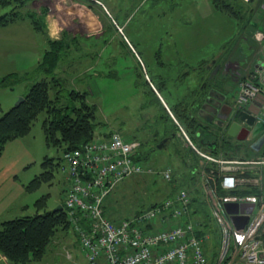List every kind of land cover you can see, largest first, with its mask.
<instances>
[{
	"label": "rangeland",
	"instance_id": "1",
	"mask_svg": "<svg viewBox=\"0 0 264 264\" xmlns=\"http://www.w3.org/2000/svg\"><path fill=\"white\" fill-rule=\"evenodd\" d=\"M56 1L57 0H30L23 8L20 9L19 7L18 10H21L23 13L30 10L36 11L38 13L37 16L43 18L45 26L44 32H46V18L49 12V8L47 7L48 4L56 3ZM70 1L72 2V0H68V2ZM90 1L91 4L85 1L87 7L101 9V13L105 15L104 22L102 21L100 24L102 31L99 30V32L101 31L103 33L95 36L89 30L84 31L77 28V30L75 29V32L73 31L72 33L73 28L71 27L67 37L71 45L69 46L66 58L62 62L63 64H60L64 66L58 67L57 73L65 76L69 80L68 83L73 87L76 84V81L72 78L75 74L80 75L79 77H94V89L96 94L90 98V101L97 105V116L98 120H100V125L97 126L96 129L98 135L104 132L110 133L112 131H119L123 136L127 134V136L131 138L142 139L144 136L151 137L154 129H157L158 126L163 124L162 120H164V118L160 119L157 113L161 111L164 113V109L159 106L156 95L150 90L149 84L146 82L144 83V77L142 79V75L137 76V74H135L134 79L129 74L125 76V68H122V65L129 58L123 61L124 58L120 57V55L117 60L115 58L117 63H114V44H118L119 47H121V53L125 54L126 51H129L128 47L132 48L126 38L127 34H131L132 41L138 48L137 51L141 55L144 54L145 58H147L145 54L149 45H151V48L153 46L158 47L161 41H171L170 36L176 28L184 24L187 25L188 20L198 23L201 19L191 13H189L188 16L185 15L184 10H186L187 6L188 8L190 7L188 0ZM197 1L200 3L198 4L199 6L203 5L201 4L203 0ZM254 1L258 5L260 0ZM12 6L13 4L11 3L8 5H2L0 3V15L10 12ZM261 12H264V9H262ZM63 19L64 25L66 26L68 24H74L72 15H66ZM126 19L125 25L119 27L118 22H122ZM223 25L221 21L208 22V25L206 24V26L201 27L200 30L208 29L214 33V38H218L221 32L227 30L223 28ZM165 29L168 30L167 33H165ZM73 38H76V41H73ZM70 39H72V41ZM123 39L128 42L130 46L126 45L127 43L125 44L126 46H121ZM43 40V31H38L31 27L27 18L17 23L15 22V24L9 23L8 25L0 26V46L6 49L4 53H0V78L8 73H20L21 75L26 73V71L33 72L32 69L37 65L39 49L44 45ZM102 41L108 42L105 46H108L109 50L104 48L102 51L100 49V42ZM231 41L233 42V40ZM109 45L112 50H110ZM131 51L133 52L134 50L131 49ZM137 58H139V56L136 54V59ZM103 62H105V64ZM131 62L132 61H130V63ZM139 62L143 66L140 59ZM161 62L162 61L157 60L155 63V67L158 68V71L166 75L171 74L173 75L172 77L180 75V69L177 67L178 64L170 61L168 65L163 66ZM141 65L136 62L135 71L138 69L140 70L142 67ZM84 68H88L89 72H87V75H82V70ZM92 68L94 69L90 70ZM129 68H131L130 65ZM45 74L46 73L43 71L39 76L34 77L33 73H29L22 80L18 81L13 90L5 87L0 88V102H3V100L9 102L10 98L14 97L16 91L20 90H24L25 97L29 86L35 80L42 78ZM198 75H200L199 72ZM139 84L141 88L144 87L143 90H145L141 96H138L139 92L137 87ZM232 88H234V90L231 91V95L235 94V92L237 93L239 85L234 84ZM17 100L12 106H15ZM149 101L151 106L148 109L146 105ZM4 106L7 110L10 108V105H5V103ZM157 110L158 112H156ZM148 112L152 114L150 118L147 115ZM175 113H177V111ZM43 117L44 115L40 114L34 121L30 132L16 142L18 143L19 150H23L21 152L23 155L21 162L24 164L27 163L24 167H22L24 165H21L22 163L18 166L20 171L19 178L25 185H31V181L44 171L43 161L46 156L53 157L56 169H54L52 178H48V180L41 179L40 183L33 182L32 187L28 189L25 187V192H21L18 195V201L29 205V209L23 213L25 215L34 214L39 211L36 205L38 200L46 203V206L40 210L41 212L55 210L54 208L57 205L63 203L64 186L66 183L65 174L60 168V150L57 147L48 146L42 125ZM179 121L183 128L190 133L186 125L188 123H186L185 120L184 122L182 118H179ZM131 135H133V137ZM178 138L181 140L180 142L186 150L189 151L190 148L188 144H186V146L184 145L182 140L183 137L181 138L178 136ZM153 144V142H149L148 146L142 147H148L147 149L149 150ZM173 145L172 143V146ZM162 149L154 148V151H152L146 159H143V164L145 165L143 173L124 178L105 197L104 205L106 212L110 213L109 217L117 220L131 217L135 214V211L141 207H145L157 201L160 202L171 195L175 185L184 184L186 182L184 175L181 173L179 174L178 180L175 179V174L181 170L178 161L181 157L176 156L175 159L172 154L160 156ZM226 149L230 155L237 157L252 156L258 152L250 147V141L237 140L229 136H227ZM10 155L11 152L8 151L7 155L3 158V162H8V160H10ZM205 164L206 163H203L201 166ZM168 167H173L174 170L177 171V173L172 174L171 180L164 179L162 176V172ZM211 173L212 172H210V174ZM172 180L177 181L173 182ZM207 206H209V204ZM209 213L213 221L212 225L215 223L219 229V225L214 219L210 206L208 207V215ZM67 221L69 228L60 227L57 229L40 264H62L67 260L68 253H71L72 256L82 257L83 254L81 253L78 235L71 228V222L68 220V217ZM212 227L214 228V226ZM206 233L210 234V238L206 239L205 248L209 250V257L212 258L211 254L217 253L221 245V232L208 231ZM5 256L6 255L0 251V257ZM7 263L10 264L9 261H7Z\"/></svg>",
	"mask_w": 264,
	"mask_h": 264
},
{
	"label": "built area",
	"instance_id": "2",
	"mask_svg": "<svg viewBox=\"0 0 264 264\" xmlns=\"http://www.w3.org/2000/svg\"><path fill=\"white\" fill-rule=\"evenodd\" d=\"M253 38L259 43V56L248 74L239 76L232 114L252 110L257 104L256 118L264 121V29H255ZM179 127L206 163L200 183L221 232L214 264H264V142L252 156H232L223 150L215 154L211 148L203 150L194 144ZM140 144L138 138L112 131L61 155L66 183L63 208L78 235L85 264H211L205 248L210 234L199 233V222L189 211L188 188H179L119 221L105 214L104 200L112 189L124 178L143 173V163L135 158ZM162 176L171 180V167L164 169ZM210 178L218 179L221 193ZM7 261L6 256L0 257V264Z\"/></svg>",
	"mask_w": 264,
	"mask_h": 264
},
{
	"label": "crops",
	"instance_id": "3",
	"mask_svg": "<svg viewBox=\"0 0 264 264\" xmlns=\"http://www.w3.org/2000/svg\"><path fill=\"white\" fill-rule=\"evenodd\" d=\"M188 1L190 7L188 8L187 6L186 10H184L185 15L188 16L189 13L194 14L197 18L201 19L200 22L197 23L188 20L187 25L184 24L183 26L176 28V30L171 34V41H161L158 47L153 46L151 48V45H149L145 54L147 58H145L144 54H139V52L137 51L138 48L132 41L131 34H127L126 38L128 39V42L132 48L128 47L129 51H126L125 54L121 53V47H119L118 44H114L115 64L117 63L116 60L119 58L120 55V57L124 58L123 61H125L126 58H129L122 65V68H125V76H128L129 74L134 79L135 74H137V76L142 75L141 77L142 79L144 77V83L146 82L149 84L147 80L148 76L150 81L154 85V87H152L149 84L150 90L156 95V99L158 101L159 106L164 109V113H162V111L158 112V110L156 112H158L157 115L159 116V118H164V120H162V125L158 126V128L156 127L157 129H154L153 133H159L158 137H160V140L164 137L170 136L172 133H175L174 137H172V139L167 142L166 146L163 147L160 156L172 154L173 157L176 159V156L181 157L182 155H186L184 159L181 157L180 160L177 157L181 166V170L178 173L176 171L177 174H175V179L177 180L180 173L183 175L187 173L192 162L194 163V161H198L199 164H203L205 160L189 145L186 138L181 134L179 126H182V124L180 123L179 119L175 114V108H188L189 112L196 113V109L198 108L196 106L198 103V98L203 93H205L204 95L208 94L211 88L215 87L221 92H231V90L229 89H231L235 81L232 82L230 78L233 77L232 74L234 73V70L237 69V66L239 64H242L240 70L243 72L242 76H246V74H248L249 69L259 56V54L256 52V49L259 47V43L249 33L252 28H249L250 31L243 29L241 27L240 21L235 20L233 17L217 9L211 3L210 0H203L201 2V4L203 5L201 6L198 5L200 3L197 0ZM70 2H68V0H57L56 3H51L50 5L48 4L47 8H49V12L46 18L47 31L43 33L44 45L39 49L37 65L34 69H32V71L36 70L39 65V62L45 52L48 37L51 39L67 40V37L69 35L68 33L70 32L71 27L73 28L72 33L76 28L82 29L84 31L89 30L95 36H98L103 33L101 32L102 28L100 24L102 23V21L104 22L105 15L101 13V9L87 7L85 1L83 0H72V2ZM249 5L251 6L254 12L253 18L257 21L255 26H253V28L255 27L253 29L254 33V30L257 28L264 29V12H261V10L264 9V0H260L258 2V5L255 3L254 0H252L251 2H249ZM66 15L73 16L74 24H68L67 26L64 25L63 18L66 17ZM248 15H250V13H248ZM19 21L16 20L11 23L15 24V22L17 23ZM126 21L127 19L122 22L119 21L118 25L124 26ZM218 21H221V23L224 24L223 28L227 29L221 32L218 38H214V33L212 31H209L208 29L200 30L201 27L206 26V24L208 25V22ZM30 25L31 27H33L31 23ZM64 26H66L67 29ZM212 29L214 30L213 26ZM99 30L101 31L99 32ZM167 32L168 30L165 29V33ZM231 40H233V42ZM128 42L127 45L130 46ZM100 43V49L102 51L104 48L109 50L108 46H105L106 44H108V42L102 41ZM131 49H133L134 51L132 52ZM5 50V48L0 46V53H4ZM110 50H112L111 46ZM134 52L140 57L143 66L139 62V58L136 59V54ZM262 56L263 55H261V57ZM157 60L162 61L161 65L163 66L168 65L170 61L175 62L176 64H178L177 67H179L180 69V75L172 77L173 75L171 74L166 75L163 74L161 71H158V68L155 67V63ZM130 61L132 62L130 63ZM136 62H138V64H140L142 67L140 70L138 69L135 71ZM103 63L105 64V62ZM227 63L229 64V67L225 70V65ZM129 65L131 68H129ZM63 66L64 65H62L61 67ZM94 68L90 70H93ZM82 72V75H87V72H89L88 68H84ZM198 72L200 73V75H198ZM36 76H39V74ZM79 76L80 75L75 74L74 77H72L76 81L74 88L88 91L89 98H91L96 94L94 89V77L88 78L85 76ZM5 88H9L12 90L15 89L10 87ZM143 88H141L140 84L138 85V96H141L145 92ZM20 96H24V90L16 91L14 97L10 98L9 102H7L6 100H3V102L5 103V105H10L9 107L11 108L14 102ZM3 102H0V116L7 111V108H5ZM150 106L151 104L149 101L146 105V108L149 109ZM251 109L254 111L258 110V105L253 104L251 106ZM149 112L147 115L150 118L152 114ZM168 114L170 115L172 122L169 118L165 117ZM196 119L200 120L197 116ZM201 123L204 122L201 121ZM167 124L169 127L166 131L165 126H167ZM204 125L207 126V123H204ZM189 130H191L192 132V134L187 132L190 139L194 144L199 147L206 148V146L203 145L204 142H207L205 140L213 141V138L208 137L207 135H205V133L202 134L197 124L190 126ZM178 136H180L181 138L183 137L182 140L184 142V145L186 146V144H188L190 148L189 151L186 150V148L181 144V140L178 138ZM20 138L21 137H18L9 141L6 144L2 154L0 155V223L7 219L25 215L23 213H25L29 209V205L27 203L23 204L17 200L18 195L21 192H25L26 187L24 182H22L19 178L20 171L18 166L20 165V163H22L21 160L23 158V155L21 152L23 150H19L18 143L16 142ZM152 139L153 137L150 139V141L155 143ZM224 140L227 141V137L224 138ZM220 141L223 142V140ZM172 143L174 144L173 146ZM222 150L224 152L227 151L226 148ZM8 151L11 152L10 160H8V162H3V158L7 155ZM23 164L24 163H22L21 165ZM26 164H24L22 167L26 166ZM203 167L204 166L200 167V169H202ZM69 262L73 264L86 263L83 255L82 257L72 256L71 253H68L67 260L62 264H66Z\"/></svg>",
	"mask_w": 264,
	"mask_h": 264
},
{
	"label": "trees",
	"instance_id": "4",
	"mask_svg": "<svg viewBox=\"0 0 264 264\" xmlns=\"http://www.w3.org/2000/svg\"><path fill=\"white\" fill-rule=\"evenodd\" d=\"M30 0H0L2 5L13 4L12 10L8 13L0 15V26L7 25L11 22L21 19H28L33 28L38 31L45 30L44 21L42 17L37 16L36 11H27L23 13L18 10L23 8ZM91 4L90 0H85ZM211 3L219 10L233 17L235 20L240 21L241 27L248 31L253 36V26L257 23L254 20V12L249 2L242 0H210ZM250 13V15H248ZM72 41V39H70ZM76 41V38H73ZM122 46H126L127 42L123 39ZM126 44V45H125ZM71 45L68 40L51 39L47 38V44L45 52L39 62L36 70L33 72L35 77L41 72L46 74L35 80L25 94V100L18 105L12 106L6 112L0 116V155L2 154L6 144L18 137L27 135L34 121L43 114V130L45 139L48 146L57 147L60 150L59 158L64 151L81 146L84 142L91 140L95 136H104L109 133L97 134V126L100 125V120L97 116V105L90 101L89 92L86 90H79L69 84L68 79L57 73V68L66 58V55ZM27 74L20 73H8L0 79V87L14 88L19 80H22ZM203 93L201 96H203ZM200 96V97H201ZM196 108V107H194ZM177 118H182L186 121L188 129L190 126L197 124L202 134L205 133L208 137L213 138V141L204 142V146L213 144L215 147H211L215 154H219L222 149L226 148V142L224 138H219L214 133L211 125H204L200 120L196 119L195 113L189 112L187 109H177ZM171 117L168 114L165 116ZM184 121V122H185ZM168 124L165 126L168 130ZM192 134L191 130H189ZM159 133H153V141L151 148L146 150V147L152 137L144 136L140 140V147L135 158L143 163V159H146L149 154L154 151L155 144L159 142ZM125 137H128L127 134ZM133 137V135H131ZM136 137V136H135ZM220 140H223L221 142ZM143 146V147H142ZM150 146V145H149ZM143 150H142V149ZM186 155L181 157L184 159ZM205 163V162H204ZM44 171L35 177L31 182V185H26V188L33 186V182L40 183V180H48L54 175V169L56 166L53 162V157L46 156L44 161ZM144 165V164H143ZM189 170L184 177L186 182L184 184H177L171 195H173L179 188H188L191 193L190 212L194 219L199 222V233H206L210 231L219 232L217 225H212V219L210 213L208 215V203L205 197L203 188L201 186V164L198 161H194L190 164ZM145 166V165H144ZM207 170L210 169L209 165L206 166ZM166 169V168H165ZM172 174L176 171L173 167ZM172 179V178H171ZM50 180V179H49ZM176 182L175 180H172ZM208 181L216 188L218 193H221V189L218 184L217 178H210ZM181 185V186H180ZM170 196V195H169ZM168 197V196H167ZM157 202L148 204L145 207H141L135 214L154 205ZM37 211L34 214L22 215L15 218L4 220L0 223V251L6 255L10 264H40L44 258L48 245L52 241L58 228L68 227L66 212L63 208L59 210H46L41 212L40 210L46 206V203L38 200L36 202ZM105 209V205H104ZM105 214L109 217L110 213ZM113 221H119L112 219ZM128 218V217H126ZM214 226V228L212 227ZM219 251V250H218ZM218 253V252H217ZM217 253H212L209 257V250L206 248V254L211 260V264H214Z\"/></svg>",
	"mask_w": 264,
	"mask_h": 264
},
{
	"label": "water",
	"instance_id": "5",
	"mask_svg": "<svg viewBox=\"0 0 264 264\" xmlns=\"http://www.w3.org/2000/svg\"><path fill=\"white\" fill-rule=\"evenodd\" d=\"M240 67L237 69L238 75L241 74ZM203 96L198 98L196 106H200L199 112L202 110L209 112L210 115L206 117V121L209 123L214 121L216 125L224 129V133L229 137L237 140L250 141L251 148L254 150L259 151L261 149L264 142V121L257 120V110H242L237 114H232L233 103L228 93L221 92L215 87L211 88L208 94ZM24 100L25 97L20 96L16 105ZM174 135L175 133H172L170 136L161 139L156 144L155 148L162 149L165 147L167 142L172 139ZM208 146L215 147V142L213 144H208ZM203 150H206V148H203ZM226 206L229 211L232 210L231 204H227ZM61 208L62 205L59 204L54 209L59 210Z\"/></svg>",
	"mask_w": 264,
	"mask_h": 264
},
{
	"label": "flooded vegetation",
	"instance_id": "6",
	"mask_svg": "<svg viewBox=\"0 0 264 264\" xmlns=\"http://www.w3.org/2000/svg\"><path fill=\"white\" fill-rule=\"evenodd\" d=\"M241 65L239 64L238 66H237V69H238V67H240ZM229 67V64L227 63L226 65H225V70L227 69ZM237 69H235L234 70V73L232 74V78H230L231 80H232V82H234V84H237V80H238V72H237ZM244 69V68H243ZM224 70V71H225ZM223 71V70H222ZM229 90H231V91H233L234 90V88H232L231 87V89H229ZM231 92H228V96H229V98L231 99V102H233V100L235 99V97H236V92H235V94H230ZM203 103V102H202ZM201 103V104H202ZM199 109H200V106L196 109V113H195V117L197 116L202 122H204V123H207V125H211V127H212V129H214L215 131H214V133L213 134H215L216 136H218L219 138H226L228 135H226L225 133H224V129L223 128H220L218 125H216L215 123H214V121L211 123H209L208 121H206V117H208L210 114H209V112H206V111H204V110H202L201 112H199ZM209 109V108H208ZM210 110V109H209ZM204 123H202V124H204Z\"/></svg>",
	"mask_w": 264,
	"mask_h": 264
}]
</instances>
